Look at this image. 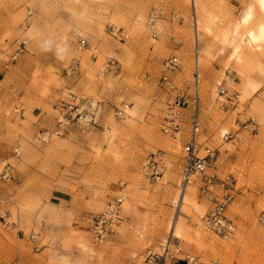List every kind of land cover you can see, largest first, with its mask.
Listing matches in <instances>:
<instances>
[{"label": "rangeland", "instance_id": "obj_1", "mask_svg": "<svg viewBox=\"0 0 264 264\" xmlns=\"http://www.w3.org/2000/svg\"><path fill=\"white\" fill-rule=\"evenodd\" d=\"M260 26L258 0H0V264H142L168 238L174 257L264 264V40L246 38ZM172 55L178 89L200 73L198 141L218 193L229 182L228 237L205 227L199 179L181 190L192 108L164 133ZM158 153L155 183L142 164ZM122 182L125 220L96 242L90 216Z\"/></svg>", "mask_w": 264, "mask_h": 264}, {"label": "built area", "instance_id": "obj_2", "mask_svg": "<svg viewBox=\"0 0 264 264\" xmlns=\"http://www.w3.org/2000/svg\"><path fill=\"white\" fill-rule=\"evenodd\" d=\"M161 14L162 11L160 9H154L149 14L148 26L153 36H156V20ZM79 43L82 46L85 40L81 39ZM177 64L178 58L176 55H172L164 61V70L166 72L161 75V83L168 90L172 91V102L165 112L162 128L164 133L173 137L176 134H180V120L183 110L187 107L192 108L189 115V134L182 144L181 190L185 189L188 184L198 178L200 193L212 203L210 211L203 220L205 227L218 236L228 237L236 230L235 224L227 215L228 202L231 198L227 187L229 182L222 181L223 190L221 193H218L217 182L212 175L207 173V169L213 161V151L209 146H202L198 141L201 129V121L197 109L200 73L196 67L193 73L194 80L191 92L185 93L175 86L172 78L167 73L175 69ZM116 115L119 116L120 112H116ZM142 165L145 175H148L155 183L161 182L165 165L160 153L149 155ZM11 178L10 166L5 165L0 170V179L9 181ZM125 191V185L122 182L120 183L119 193L110 199L102 210L91 214L89 232L96 242L102 243L107 241L125 220L122 214ZM31 238L35 239L36 234H31ZM171 251L172 243L171 239L168 238L157 247L145 249L142 255V264H224L215 260L204 261L190 253L182 257H174Z\"/></svg>", "mask_w": 264, "mask_h": 264}, {"label": "bare ground", "instance_id": "obj_3", "mask_svg": "<svg viewBox=\"0 0 264 264\" xmlns=\"http://www.w3.org/2000/svg\"><path fill=\"white\" fill-rule=\"evenodd\" d=\"M258 4H259L261 12L264 13V0H258ZM243 18H244V16H243ZM257 33H258V35L256 34V37L253 36V34H250V33L248 34V36L246 38H247L249 43H253L255 40H259V39L264 40V27L263 26L259 27ZM174 232L178 233L177 227H176V229H174Z\"/></svg>", "mask_w": 264, "mask_h": 264}]
</instances>
